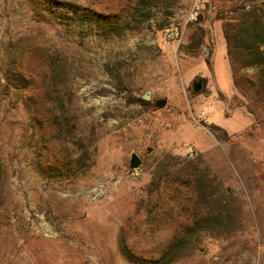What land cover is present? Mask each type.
<instances>
[{"label":"rangeland","instance_id":"obj_1","mask_svg":"<svg viewBox=\"0 0 264 264\" xmlns=\"http://www.w3.org/2000/svg\"><path fill=\"white\" fill-rule=\"evenodd\" d=\"M69 2L129 29L0 0V264H160L205 212L201 176L236 227L190 235L170 264H264V109L234 86L222 33L264 0Z\"/></svg>","mask_w":264,"mask_h":264},{"label":"trees","instance_id":"obj_2","mask_svg":"<svg viewBox=\"0 0 264 264\" xmlns=\"http://www.w3.org/2000/svg\"><path fill=\"white\" fill-rule=\"evenodd\" d=\"M32 6L34 14L37 16L47 13L56 19L65 22H74L86 26H94L101 29L106 35H122L129 29V20L116 18L118 13L108 14L96 12L89 7L69 2V0H27ZM253 2L254 0H246ZM146 0H138L134 10L145 8ZM223 37L226 43V55L231 70L232 81L240 94L253 101L254 106L264 109V9L257 5L249 9L244 5L233 8L230 13L223 18ZM200 38L196 45H200ZM247 69H254L253 75L244 73ZM15 75V73H14ZM16 76V75H15ZM143 103L147 100L141 99ZM30 107V104H29ZM58 119V117L56 118ZM198 190V205L205 211L200 214L199 210L193 212V223L180 232L182 237H175L167 250L159 260L160 264H170L177 258V252L184 246H188L190 235L204 231L225 230L228 232L236 227L235 211H216L217 207L210 205L209 200L213 197V189L205 176H201ZM1 198V194H0ZM234 214V215H233Z\"/></svg>","mask_w":264,"mask_h":264},{"label":"water","instance_id":"obj_3","mask_svg":"<svg viewBox=\"0 0 264 264\" xmlns=\"http://www.w3.org/2000/svg\"><path fill=\"white\" fill-rule=\"evenodd\" d=\"M202 87H203V85H202L201 80H197L193 84V90L196 93L200 92L202 90ZM144 99L145 100L151 99V92L150 91H147L144 94ZM166 105H167V100H165V99L156 100V102H155V106L158 109H163L166 107ZM140 165H141V159L138 157V155L133 154L131 157V160H130V168L133 170H136Z\"/></svg>","mask_w":264,"mask_h":264},{"label":"built area","instance_id":"obj_4","mask_svg":"<svg viewBox=\"0 0 264 264\" xmlns=\"http://www.w3.org/2000/svg\"><path fill=\"white\" fill-rule=\"evenodd\" d=\"M200 7L197 5L193 8V10L190 13L189 20L196 21L199 17V11Z\"/></svg>","mask_w":264,"mask_h":264}]
</instances>
